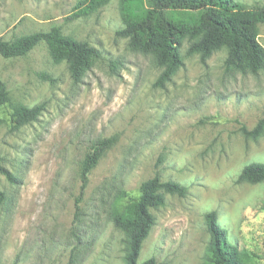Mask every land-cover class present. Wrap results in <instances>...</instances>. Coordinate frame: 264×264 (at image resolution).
<instances>
[{"label":"rangeland","instance_id":"rangeland-1","mask_svg":"<svg viewBox=\"0 0 264 264\" xmlns=\"http://www.w3.org/2000/svg\"><path fill=\"white\" fill-rule=\"evenodd\" d=\"M85 0H0V37L15 40L53 27L101 54L75 82L65 63L55 64L45 45L24 57L0 56V80L9 101L0 107V264H126L125 235L111 221L119 192L137 196L158 177L187 188L165 194L152 210L155 224L138 264H204L210 242L205 215L240 250L264 264V182L237 183L242 169L264 164V70L225 69L226 49L204 62L181 46L182 66L169 81L152 54L132 51L117 35L124 26L121 0L89 15ZM247 8L264 0H237ZM264 49V24L258 27ZM49 77V80L45 79ZM44 104L36 121L14 130L16 106ZM114 138L92 170L83 194L79 171L98 140Z\"/></svg>","mask_w":264,"mask_h":264},{"label":"trees","instance_id":"trees-1","mask_svg":"<svg viewBox=\"0 0 264 264\" xmlns=\"http://www.w3.org/2000/svg\"><path fill=\"white\" fill-rule=\"evenodd\" d=\"M111 0H85L77 7L79 15L86 16ZM120 11L125 26L117 35L128 39L132 51L152 54L156 64L163 68L159 82L169 81L182 66L181 46L187 39V55L198 54L204 62L215 51L226 49L225 69L257 74L264 70V49L258 42V27L264 24V5L247 8L237 0H121ZM47 48L55 64L65 63L71 78L78 82L84 70L101 57L100 52L87 42L77 41L61 33L57 27L35 32L15 40L0 37V56L4 59L24 57L38 45ZM49 80V77H45ZM9 101L5 84L0 80V107ZM44 104L29 108L16 106L10 114L14 130L36 121ZM264 130L260 121L252 131L242 128L246 137H259ZM114 138L95 142L80 166V194L89 182L92 170L105 152L114 144ZM0 174L10 184L16 177L0 166ZM264 182V164L245 166L237 183ZM187 188L175 182H161L158 177L144 181L137 196L119 192L113 201L111 221L125 235V263L138 264L144 240L155 224L152 210L164 205V195L185 196ZM8 201L0 191V202ZM210 242L204 254V264H250L253 255L240 250L228 239L226 230L216 219L215 212L205 215ZM140 264H160L154 258Z\"/></svg>","mask_w":264,"mask_h":264}]
</instances>
